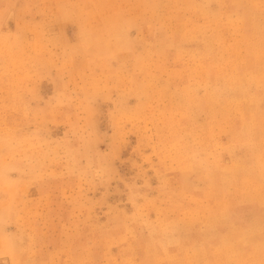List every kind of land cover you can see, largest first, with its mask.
Segmentation results:
<instances>
[{
    "label": "rangeland",
    "instance_id": "rangeland-1",
    "mask_svg": "<svg viewBox=\"0 0 264 264\" xmlns=\"http://www.w3.org/2000/svg\"><path fill=\"white\" fill-rule=\"evenodd\" d=\"M263 67L264 0H0V264H264Z\"/></svg>",
    "mask_w": 264,
    "mask_h": 264
},
{
    "label": "bare ground",
    "instance_id": "bare-ground-1",
    "mask_svg": "<svg viewBox=\"0 0 264 264\" xmlns=\"http://www.w3.org/2000/svg\"><path fill=\"white\" fill-rule=\"evenodd\" d=\"M147 3V2H146ZM261 6V5H260ZM208 10V9H207ZM224 14V13H223ZM228 14V13H227ZM165 16V15H164ZM263 16V15H262ZM229 17V16H228ZM166 19V18H165ZM235 21V20H234ZM231 25V24H230ZM155 27V26H154ZM160 27V26H159ZM156 30V29H155ZM172 30V29H171ZM165 31V30H164ZM168 34V33H167ZM164 35V34H163ZM170 39V38H169ZM235 41V40H234ZM177 46V45H176ZM186 48V47H185ZM236 48V47H235ZM220 49V48H219ZM231 50V49H230ZM262 52V51H261ZM235 55V54H234ZM231 56V55H230ZM233 58V57H232ZM216 59V58H215ZM229 60V59H228ZM250 62V61H249ZM221 66V65H220ZM209 68V67H208ZM264 68V67H263ZM177 70V69H176ZM226 72V71H225ZM209 77V76H208ZM234 79V78H233ZM207 81V80H206ZM209 87V86H208ZM246 87V86H245ZM196 88V87H195ZM189 89H190V87H189ZM243 92V91H242ZM221 93V92H220ZM215 97V96H214ZM255 97V96H254ZM188 98V97H187ZM225 98V97H224ZM210 111V110H209ZM232 114V113H231ZM229 115V114H228ZM250 120V119H249ZM210 121V120H209ZM211 123V122H210ZM221 123V122H220ZM252 124V123H251ZM216 126V125H215ZM227 126V125H226ZM228 127V126H227ZM222 132V131H221ZM224 132V131H223ZM209 135V134H208ZM203 137V136H202ZM201 140V139H200ZM201 142V141H200ZM204 143V142H203ZM250 151V150H249ZM194 156H195V154H194ZM195 158V157H194ZM237 158V157H236ZM247 162V161H246ZM248 163V162H247ZM239 164V163H238ZM243 165V164H242ZM224 166V165H223ZM219 167V166H218ZM222 167V166H221ZM262 171V170H261ZM245 173V172H244ZM210 174V173H209ZM208 174V175H209ZM252 177V176H251ZM223 179V178H222ZM230 180V179H229ZM230 184V183H229ZM228 188V187H227ZM254 188V187H253ZM248 193V192H247ZM250 194V193H249ZM218 204V203H217ZM210 205V204H209ZM207 209V208H206ZM217 210V209H216ZM251 212V211H250ZM201 215H203V214H201ZM199 217V216H198ZM200 218V217H199ZM211 220V219H210ZM180 221V220H179ZM213 222V221H212ZM225 222V221H224ZM258 222V221H257ZM264 229V228H263ZM249 231V230H248ZM247 231V232H248ZM250 232V231H249ZM248 232V233H249ZM227 235V234H226ZM226 249V248H225ZM221 250V249H220ZM168 258V257H167ZM228 259V258H227ZM171 263V262H170Z\"/></svg>",
    "mask_w": 264,
    "mask_h": 264
}]
</instances>
